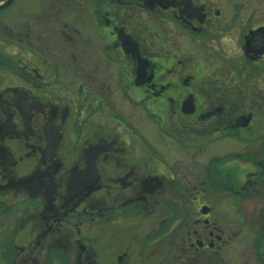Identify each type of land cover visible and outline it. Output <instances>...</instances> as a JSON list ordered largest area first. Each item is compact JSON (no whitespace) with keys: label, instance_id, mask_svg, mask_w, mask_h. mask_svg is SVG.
Instances as JSON below:
<instances>
[{"label":"flooded vegetation","instance_id":"obj_1","mask_svg":"<svg viewBox=\"0 0 264 264\" xmlns=\"http://www.w3.org/2000/svg\"><path fill=\"white\" fill-rule=\"evenodd\" d=\"M0 264H264V0L1 8Z\"/></svg>","mask_w":264,"mask_h":264},{"label":"water","instance_id":"obj_2","mask_svg":"<svg viewBox=\"0 0 264 264\" xmlns=\"http://www.w3.org/2000/svg\"><path fill=\"white\" fill-rule=\"evenodd\" d=\"M10 1H11V0H7L3 5L0 6V9L6 7V5H7Z\"/></svg>","mask_w":264,"mask_h":264},{"label":"bare ground","instance_id":"obj_3","mask_svg":"<svg viewBox=\"0 0 264 264\" xmlns=\"http://www.w3.org/2000/svg\"><path fill=\"white\" fill-rule=\"evenodd\" d=\"M255 163V162H254ZM249 165V164H248ZM258 165V164H257ZM252 167V166H251ZM260 167V166H259ZM253 168V167H252ZM255 168V167H254ZM260 171V170H259ZM249 172H253L251 169H249ZM254 173V172H253ZM262 173V172H261ZM256 178V177H255ZM256 183V182H255ZM260 184V183H259ZM255 185V184H254Z\"/></svg>","mask_w":264,"mask_h":264},{"label":"rangeland","instance_id":"obj_4","mask_svg":"<svg viewBox=\"0 0 264 264\" xmlns=\"http://www.w3.org/2000/svg\"><path fill=\"white\" fill-rule=\"evenodd\" d=\"M227 206V204L225 205V207ZM250 206V205H249ZM234 247V246H233ZM235 248V247H234Z\"/></svg>","mask_w":264,"mask_h":264}]
</instances>
